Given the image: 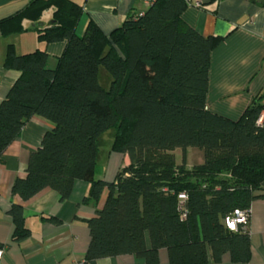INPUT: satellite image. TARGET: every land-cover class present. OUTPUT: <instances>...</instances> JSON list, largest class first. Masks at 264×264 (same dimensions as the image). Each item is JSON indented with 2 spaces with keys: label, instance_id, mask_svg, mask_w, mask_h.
<instances>
[{
  "label": "trees",
  "instance_id": "1",
  "mask_svg": "<svg viewBox=\"0 0 264 264\" xmlns=\"http://www.w3.org/2000/svg\"><path fill=\"white\" fill-rule=\"evenodd\" d=\"M186 6L156 0L108 36L91 22L78 34L82 10L70 0H31L0 21L4 36L21 33L23 21L38 23L50 10V23L34 29L37 41L65 42L53 69L44 50L18 56L7 48L4 68L20 75L0 102V158L38 116L51 128L11 196L26 202L49 189L64 202L83 181L89 185L83 203L96 208L107 191L102 208L84 221V264L124 255L134 264H159L160 250L167 264H219L225 254L234 264L250 259L248 228L231 232L224 222L262 197L264 127L257 121L264 107L257 97L236 121L207 110L210 56L221 38L186 25ZM109 131L110 150L129 159L111 183L95 179L99 140ZM188 150L198 151L202 163L188 168ZM7 215L11 241L26 239L23 207L12 203Z\"/></svg>",
  "mask_w": 264,
  "mask_h": 264
},
{
  "label": "crops",
  "instance_id": "2",
  "mask_svg": "<svg viewBox=\"0 0 264 264\" xmlns=\"http://www.w3.org/2000/svg\"><path fill=\"white\" fill-rule=\"evenodd\" d=\"M31 0H0V21L23 10ZM82 10L76 32L82 34L87 23H93L108 36L124 21L147 10L141 0H70ZM187 6L181 15L183 22L203 37H218L220 42L210 56L207 81L206 108L211 113L236 121L260 97L264 107V0H185ZM48 12L50 15L45 16ZM51 21V11L43 13L38 23L23 21L25 32L4 36L0 31V102L6 96L19 72L4 68L9 46L16 55L44 50L47 67L53 69L61 56L65 42L44 45L37 41L35 27ZM264 127V110L259 117ZM51 128L44 119L33 116L17 139L0 158V264H84L89 244L85 220L94 217L102 208L107 191H103L96 208L83 203L89 185L76 181L69 198L60 202L56 192L45 189L26 202L12 197L10 187L18 178H25L30 153L39 146L43 134ZM113 134L100 155L101 140L96 158L95 179L111 183L119 170L129 165L127 155L110 150ZM179 150L173 152L175 155ZM189 150L187 151V153ZM101 161L102 169H97ZM258 196L250 204L248 233L250 259L247 264H264V183ZM23 207L25 227L29 236L12 242L13 225L7 215L11 204ZM43 218H53L52 223ZM139 263L134 256L124 255L100 259L96 264ZM159 264H167L165 250L159 251ZM214 264V263H211ZM219 264H234L225 254Z\"/></svg>",
  "mask_w": 264,
  "mask_h": 264
},
{
  "label": "built area",
  "instance_id": "3",
  "mask_svg": "<svg viewBox=\"0 0 264 264\" xmlns=\"http://www.w3.org/2000/svg\"><path fill=\"white\" fill-rule=\"evenodd\" d=\"M143 4L148 8L154 4L156 0H141ZM257 124H261V119H258ZM186 196L184 194H179L178 199L184 201ZM250 218V209L247 210H235L233 214L225 219V227L231 232L237 231L238 227L243 229L247 228ZM2 257V250H0V260Z\"/></svg>",
  "mask_w": 264,
  "mask_h": 264
},
{
  "label": "rangeland",
  "instance_id": "4",
  "mask_svg": "<svg viewBox=\"0 0 264 264\" xmlns=\"http://www.w3.org/2000/svg\"><path fill=\"white\" fill-rule=\"evenodd\" d=\"M47 15H50V12H48L45 16H47ZM110 134H113V132L109 131V132L105 133L102 136V140L100 141L101 142V144H100V146H101L100 155H101V153H103L102 156H104L105 152L103 150L107 146L106 142L108 141ZM174 157H175V163L177 165H180L182 163V154H181V152L178 151L174 155ZM200 163H202V155L196 150H189V152L187 153V156H186V164H187L188 168H191L193 166H197ZM97 169L98 170L102 169L101 161L98 162Z\"/></svg>",
  "mask_w": 264,
  "mask_h": 264
}]
</instances>
